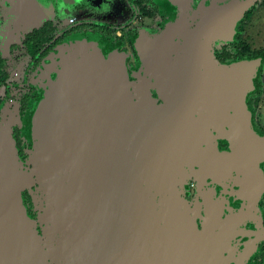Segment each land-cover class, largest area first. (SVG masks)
<instances>
[{
  "label": "water",
  "instance_id": "95a60500",
  "mask_svg": "<svg viewBox=\"0 0 264 264\" xmlns=\"http://www.w3.org/2000/svg\"><path fill=\"white\" fill-rule=\"evenodd\" d=\"M253 3L231 0L211 5L179 42L174 38L190 26H185L188 12L181 4L178 17L158 35L135 42L144 73L153 74L165 92L161 96L166 101L153 112L132 100L134 82L127 72L125 54L111 51L104 55L95 43L66 48L60 70L32 115L33 144L26 164L17 154L11 123H0V264H109L106 252L118 262V253L124 254V249L105 250L104 244L120 243V229L137 244L141 264H173L168 239L165 241L154 208L145 198L155 194L154 187L146 184L144 190L139 177L143 174L144 179L150 173L147 165L154 156L169 146L189 142L180 137L187 131V115L180 113L175 102L188 99L186 95L192 92H216L212 115L231 149L223 156L225 163L246 175L241 189L247 196L259 193L264 136L252 127L245 96L253 88L260 58L224 64L212 51L216 41L232 40L236 22ZM147 99L150 97L145 96ZM125 105L137 106L139 112L125 116ZM139 117L147 122L123 127V122H137ZM159 123L163 125L155 129ZM171 123L176 124L172 133L159 136L157 149L136 164L133 155H139L144 148L141 143L149 141L147 136L140 137L142 133H163ZM174 141L179 143L173 147ZM25 189L34 204H40L41 232L23 205ZM179 194L172 188L171 198ZM248 200L241 213L251 211L253 203ZM182 203L181 198L169 202L167 215L162 217L166 231L173 227L176 233L177 255L183 251L178 246L183 243L182 233L198 232L194 215L189 217L187 209L180 208ZM139 211L141 216L147 215L142 217L144 224L139 221Z\"/></svg>",
  "mask_w": 264,
  "mask_h": 264
},
{
  "label": "flooded vegetation",
  "instance_id": "af4514ba",
  "mask_svg": "<svg viewBox=\"0 0 264 264\" xmlns=\"http://www.w3.org/2000/svg\"><path fill=\"white\" fill-rule=\"evenodd\" d=\"M230 1L0 0V123H11L19 159L26 164L33 144L31 116L50 81L60 70L61 56L67 53L66 48L72 43H95L104 55L111 51L125 54L127 72L134 82L130 86L132 100L153 112L166 101L161 96L165 92L153 74L144 73V64L135 42L141 37L158 35L178 17L179 5L184 4L188 12L185 26H190L174 38V41L178 38L181 42L208 7ZM212 51L215 58L224 64L260 58L253 76V88L247 92L245 102L252 127L264 136V0H254L236 22L232 40L216 41ZM210 93L192 92L186 95L188 99L175 102L180 113L184 111L187 115L186 130L190 131L183 132L180 137L188 138L189 142L182 141L175 148L179 142L174 141V148L169 146L154 156L147 165L150 173L144 179L141 174L139 181L144 190L147 189L146 184L154 187L152 192L155 194L145 198L154 208L165 241L168 239L167 247L173 264L187 263L185 257L191 259L187 264H264V158L259 163L262 188L258 194L249 197L241 189L246 175L238 167L225 163L228 161L223 158L231 150L230 142L214 120L216 92ZM145 96L150 99L144 100ZM125 109V116L129 112H139L137 106L135 109L125 105ZM128 120L123 122L126 129L133 124L147 122L141 117L137 118V122ZM198 120L200 123L195 126ZM162 125L159 123L154 128ZM175 125L169 124L168 131L160 134L156 131L142 133L140 137L147 136L149 141L141 143L144 148L139 155H133L136 164L151 155L161 143L159 136L168 137ZM124 153L127 154V149ZM172 188L180 192L175 199L181 198L183 203L180 208L187 209L189 217L194 215L198 230L190 235L182 233L183 243L178 246L183 247V251H178V255L174 228H167L166 231V227L162 226V217L167 215L166 205L175 201L171 198ZM21 196L27 215L36 222V229L41 232L38 218L40 204H34L26 189ZM248 199L253 203L251 211L241 213L246 209ZM141 213L139 211L137 215L144 224L142 217L146 213L142 216ZM120 235V243L113 240L110 246L104 244L105 250L124 249V254L118 253L121 257L118 262L106 252L109 264H141L139 253L135 252L137 244L126 237V231L120 229ZM153 246L151 242L153 251L158 253Z\"/></svg>",
  "mask_w": 264,
  "mask_h": 264
},
{
  "label": "rangeland",
  "instance_id": "374dc122",
  "mask_svg": "<svg viewBox=\"0 0 264 264\" xmlns=\"http://www.w3.org/2000/svg\"><path fill=\"white\" fill-rule=\"evenodd\" d=\"M101 1V0H100ZM72 44H75V43H72ZM31 118H32V116H31ZM30 124H31V120H30ZM30 134H31V125H30Z\"/></svg>",
  "mask_w": 264,
  "mask_h": 264
}]
</instances>
